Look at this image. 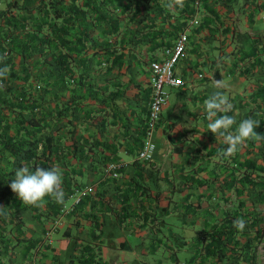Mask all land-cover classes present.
<instances>
[{"label":"crops","instance_id":"obj_1","mask_svg":"<svg viewBox=\"0 0 264 264\" xmlns=\"http://www.w3.org/2000/svg\"><path fill=\"white\" fill-rule=\"evenodd\" d=\"M174 20L188 22V43L175 65L186 86L168 89L153 132L152 159L135 160L149 98L144 92L150 69L141 54L151 59L163 46L154 51L144 47L141 60L133 63L135 82L127 89L132 102L126 114L99 135L96 126L79 122L76 134L87 147L86 157L67 152L54 161L63 172L65 202L45 197L43 207L14 206L22 221L11 223L2 236L0 264H169L161 257L149 258L161 246L176 263L177 250L183 249L188 260L180 264H218L215 257L198 252L196 231L230 221L229 212L263 214L258 210L262 194L259 198L247 186L229 185L240 181L250 159L260 162L253 151L263 148L264 0H199L193 16L180 14ZM129 76L117 79L125 82ZM216 81L227 85L223 91L233 105L228 115L237 123L247 118L260 122L254 130L261 139L248 141L230 158L220 155L219 148L226 146L207 131L204 101L216 90ZM60 137L67 149L68 127ZM112 157L121 163L118 177L107 172ZM80 189L85 193L76 202ZM262 243L256 262L264 264Z\"/></svg>","mask_w":264,"mask_h":264},{"label":"trees","instance_id":"obj_2","mask_svg":"<svg viewBox=\"0 0 264 264\" xmlns=\"http://www.w3.org/2000/svg\"><path fill=\"white\" fill-rule=\"evenodd\" d=\"M2 1L0 56L6 59L0 67L6 63L10 72L0 87V241L11 223L22 221L14 208L21 201L9 187L15 170L51 168L67 152L85 158L87 147L76 134L79 122L96 126L99 135L126 114L132 102L127 89L135 82L132 66L141 60L140 52L170 44L188 23L174 18L193 16L199 2L185 0L182 9L171 11L162 6L165 0ZM125 73L127 81L117 79ZM90 103L97 107L91 109ZM64 127L70 132L67 149L60 137ZM262 141L263 148L253 151L260 162L250 159L240 181L233 179L229 186H247L259 198L262 194L264 203V135ZM251 211L229 212L230 221L197 230L198 252L218 264H257L261 240L264 251V214ZM237 218L246 222L242 232L233 227Z\"/></svg>","mask_w":264,"mask_h":264},{"label":"clouds","instance_id":"obj_3","mask_svg":"<svg viewBox=\"0 0 264 264\" xmlns=\"http://www.w3.org/2000/svg\"><path fill=\"white\" fill-rule=\"evenodd\" d=\"M185 0H165L162 4L167 10L175 11L184 7ZM6 59L0 56V62ZM10 72L9 66L4 63L0 67V87L7 79ZM216 89L204 101L208 124L207 131L213 136L220 138V144L226 147L219 148V153L223 157L235 156L241 148L250 140H260V134L254 130L259 126V121L247 118L239 121L227 113L233 110V105L223 89L227 87L225 82L216 81L213 85ZM235 125V128L233 127ZM13 193L22 202V206L43 207L45 197H50L58 204L65 202V192L63 189V172L58 166L44 168L34 166V170L28 165L21 166L15 170L14 179L9 185ZM233 227L238 231H243L246 222L237 218L232 221Z\"/></svg>","mask_w":264,"mask_h":264},{"label":"built area","instance_id":"obj_4","mask_svg":"<svg viewBox=\"0 0 264 264\" xmlns=\"http://www.w3.org/2000/svg\"><path fill=\"white\" fill-rule=\"evenodd\" d=\"M192 21L190 20V22ZM187 43L188 33L185 30L180 31L170 44L163 45L160 51H154L149 61L148 84L151 92L147 103L148 115L145 120V133L136 155L140 161L151 160L156 148L153 132L160 119L162 106L168 97V91L164 87L183 88L186 86V80L176 73L175 65L184 54ZM120 167V161L112 159L107 164V172L112 177H118L121 173ZM84 193L85 191L82 189L77 190L75 201L78 202Z\"/></svg>","mask_w":264,"mask_h":264},{"label":"rangeland","instance_id":"obj_5","mask_svg":"<svg viewBox=\"0 0 264 264\" xmlns=\"http://www.w3.org/2000/svg\"><path fill=\"white\" fill-rule=\"evenodd\" d=\"M142 63L145 65L149 64V61H150V55H148L147 53L143 52L142 54ZM167 91L170 87L166 86L164 87ZM163 107V106H162ZM167 112V108H164L162 110V114L165 115ZM249 189V188H248ZM250 190V189H249ZM252 191V190H251ZM258 210L261 211L263 214H264V203H263V206L262 208L260 207V204L258 203ZM190 234L193 233V231H188ZM130 235V233H129ZM128 235V236H129ZM151 255H149V258L152 259V258H164V261L163 262H166V263H169V264H180L181 261H185V260H188V254L182 249V250H177V257L179 259V262L176 263L174 259L172 258H169V251L164 247V246H161L160 249L157 251V252H151L150 253ZM184 263V262H183ZM257 264H263V262H258Z\"/></svg>","mask_w":264,"mask_h":264}]
</instances>
